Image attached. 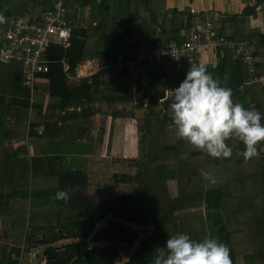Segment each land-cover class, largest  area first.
Returning a JSON list of instances; mask_svg holds the SVG:
<instances>
[{"label": "trees", "instance_id": "16d2710c", "mask_svg": "<svg viewBox=\"0 0 264 264\" xmlns=\"http://www.w3.org/2000/svg\"><path fill=\"white\" fill-rule=\"evenodd\" d=\"M38 2L47 12L55 0H0V34L12 19L26 16L30 3ZM151 2L66 0L68 21L83 17L88 8L96 29H75L66 52L59 46L50 48L49 70L36 77L33 89L23 86L20 63L0 64V149L5 151L0 155V264H23L33 253L37 264L41 247L47 264H150L154 250L177 232L197 241L223 242L232 264H264V143L257 146L256 157L245 160L238 154L243 143L229 138L232 155L215 158L176 135L172 95L166 98V91L185 77L176 74L178 63L167 58L153 66H128L142 52L138 33L159 23L161 6ZM179 23L180 29L144 52L174 41L180 44L184 21ZM160 26L165 28L166 23ZM219 35L232 40L221 31ZM249 42L253 65L232 50L221 51L217 63L205 64L221 86L231 89L234 102L264 114V88L252 83L264 76V34ZM88 59L100 70L90 78L69 80L68 73L74 74ZM119 65L124 66L121 74L110 75ZM135 102L133 111L128 110ZM121 106L127 116H122ZM103 107L110 111L102 113ZM30 112L36 114L34 120ZM139 112L143 113L137 126L141 198H90L87 157L96 148L92 127L96 115L112 117L114 138ZM39 140L47 145H39L41 151L31 156L29 146ZM63 189H71L67 202L54 199ZM139 227L152 229V234L141 233ZM74 234L72 242L59 243Z\"/></svg>", "mask_w": 264, "mask_h": 264}, {"label": "clouds", "instance_id": "9594fccd", "mask_svg": "<svg viewBox=\"0 0 264 264\" xmlns=\"http://www.w3.org/2000/svg\"><path fill=\"white\" fill-rule=\"evenodd\" d=\"M170 109L176 135L212 157L232 155L226 143L229 138L243 143L244 149L238 154L245 160L256 157L257 146L264 143V114L234 102L231 89L221 86L204 64L191 65L179 86L172 89ZM202 175L211 180L209 173ZM70 192L57 190L54 199L67 202ZM150 264H232V260L223 242L215 238L197 241L177 232L154 250Z\"/></svg>", "mask_w": 264, "mask_h": 264}, {"label": "built area", "instance_id": "2783aa9c", "mask_svg": "<svg viewBox=\"0 0 264 264\" xmlns=\"http://www.w3.org/2000/svg\"><path fill=\"white\" fill-rule=\"evenodd\" d=\"M68 9L66 0H55V3L47 11L42 19L27 20L24 18L12 19L8 23L3 34H0V64L10 65L20 63L24 77L23 86L33 89L37 76L46 73L50 64V48L59 46L61 50H68L72 47V35L75 29L81 26L80 23L70 22L67 19ZM84 27V26H81ZM232 50L237 57L249 66L254 63V55L250 49V42L243 40L235 42L219 35V30L209 21H203L191 27L186 38L179 44L171 42L163 49L153 52H140L136 58L129 63V68L140 65H155L164 59L174 58L178 63L176 74L185 75L191 65H199L196 53L221 52ZM124 66L121 65V68ZM65 71H69V65L64 64ZM100 69L96 67L91 59L80 64L75 73H68L71 81L90 78ZM252 83H258L264 88V76H257ZM172 95V91H166V98ZM162 99L161 102H165ZM147 104V102H146ZM37 264H47L48 258L45 248L38 251Z\"/></svg>", "mask_w": 264, "mask_h": 264}, {"label": "crops", "instance_id": "0c3cea01", "mask_svg": "<svg viewBox=\"0 0 264 264\" xmlns=\"http://www.w3.org/2000/svg\"><path fill=\"white\" fill-rule=\"evenodd\" d=\"M151 3H153L155 6H161V8L159 9V23L155 26L148 25L146 31L138 33L137 40H139L142 44L141 51L149 49L154 44H158L160 40L166 38L167 34L175 33L177 29H180L179 22H181L182 20L184 21V26H182L183 28H181L180 30L179 37L183 40L186 38L187 31L191 27L203 21H209L213 23L219 31H221L224 35H227L229 38H232V40L234 39L238 41H249V38L251 37H256L259 34H264V0H152ZM41 8V2H38L37 6H34L30 3L28 5V12H26V16L24 18L27 20H37L41 18L46 13V11H42ZM90 15V9L87 8L85 13L83 14V17L77 18L76 16H74V19H71L69 21L72 22L75 20L74 22L80 23L81 26H84H79L78 28L87 30H89L90 28H94L95 30L96 23L91 21ZM170 20H177V24L171 25ZM161 22L166 23L165 28H162L160 26ZM64 52L66 51L64 50ZM221 56L222 53L220 52L200 51L198 53L199 61H201L202 63H208L209 65L217 63L219 61V57ZM161 68L162 70L164 69L163 67ZM99 115L104 116L102 114H97L96 116ZM107 117L110 118L108 123L111 124V126L109 125L108 127H112L113 119L111 116ZM134 128L135 130L138 129L136 125L134 126ZM134 128H130L127 130L124 129L123 131H121L122 156L125 155V151L128 148L126 146L127 144H130V142H132L133 144L136 143L137 145V137H139L138 132L135 131L137 133V136L134 137L133 140H130V135H128L129 132L132 133V131L130 130L134 131ZM110 129L111 128L105 129L103 133H99V136H94L95 141L93 145L96 148L94 155L87 157V168L92 159L100 157V150L103 153L104 148L108 151L109 143L107 142V145H105L104 142H99L98 137L99 139L104 140L105 134L110 133ZM95 134L98 133L95 132ZM46 144L43 146H46ZM1 150L2 149H0V151ZM38 150L41 151L40 148H38ZM0 155L2 156L3 153H0ZM21 156L24 157L25 155L22 154ZM29 261L30 263H33L34 258L33 260Z\"/></svg>", "mask_w": 264, "mask_h": 264}, {"label": "rangeland", "instance_id": "374dc122", "mask_svg": "<svg viewBox=\"0 0 264 264\" xmlns=\"http://www.w3.org/2000/svg\"><path fill=\"white\" fill-rule=\"evenodd\" d=\"M89 31H94V28L92 29L90 28ZM115 74L117 75L121 74V65L111 69L110 75H115ZM145 77L146 76H143V81H142L143 86L147 84V79ZM138 99H139V95L136 96V99H135L137 100L136 102L139 101ZM136 102L133 105L127 106L128 110L133 111L134 107L132 106H135L136 104H138ZM146 102L147 101H145V104ZM120 109L121 110L124 109V106H121ZM108 110L110 111L108 107H103L102 113H107L109 112ZM30 113H31L30 119L32 117V119L34 120L36 114L32 112ZM121 114L122 116H127V114L123 110L121 111ZM142 116H143V113L139 112L137 113L135 119H127L123 126V130L134 128L135 125L138 126L139 119L142 118ZM109 119H110L109 117L101 116V115L95 117L93 121L94 123L92 125L94 136L96 135L99 136V133L101 134L104 132L105 129L111 128V127H108L109 125L111 126V124L108 123ZM123 130H121V127H120L118 132H115V134L113 135L114 138L110 137V133L108 134L104 133L106 136V137L104 136V140L99 139L98 137L99 142H104L105 145H107V142H108L109 145L110 143L111 145H110V150L108 147V151L105 150L104 148V153L100 150V157L92 159V161L88 165V179L90 182L89 183L90 187H88L87 193L89 194L90 198H94L98 200H106V201L114 200V199L121 198V197L141 198L140 188L137 182V173H138V164H139V154L137 153L138 152V149H137L138 137H137V145L136 143L133 144L132 142H130V144L126 143L127 144L126 146L128 148L125 151V155L122 156L123 154L121 153V131ZM130 131H132V133L129 132L128 135H130V140H133L134 137L137 136V133H136L137 130H135L134 128V131L133 130H130ZM95 132L98 134H95ZM36 143H34V145L32 143L29 146L31 156H33L35 152H37L38 150L37 147L39 145L41 146L45 145L46 141L39 140L38 141L39 144L37 145ZM102 146H101V149H102ZM3 152L5 151L4 150L0 151L1 154ZM116 176H118L121 179H122V176H126L128 180L127 181L125 180L117 181L115 179ZM105 225H106V221L101 223L100 226L97 227L96 231L103 228ZM138 229L140 230L141 233H144L147 235L152 234V229H143L140 227ZM72 241H73V238L66 239V240L64 239V240H61L59 243H69ZM135 248L136 247H134V249ZM41 250H42V247L39 248V252ZM33 256L35 257V253H33ZM127 257L128 255L125 257L124 260H126ZM33 258L31 256L28 259L33 260ZM29 260L27 261V257H26L23 264H36L35 259L33 263L32 262L30 263Z\"/></svg>", "mask_w": 264, "mask_h": 264}, {"label": "water", "instance_id": "95a60500", "mask_svg": "<svg viewBox=\"0 0 264 264\" xmlns=\"http://www.w3.org/2000/svg\"><path fill=\"white\" fill-rule=\"evenodd\" d=\"M50 59H53V55L50 56ZM71 238H77V234H74L72 236H67L66 239H71Z\"/></svg>", "mask_w": 264, "mask_h": 264}]
</instances>
